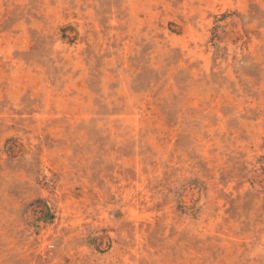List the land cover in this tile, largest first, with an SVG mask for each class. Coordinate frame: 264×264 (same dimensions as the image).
<instances>
[{"label": "rangeland", "instance_id": "1", "mask_svg": "<svg viewBox=\"0 0 264 264\" xmlns=\"http://www.w3.org/2000/svg\"><path fill=\"white\" fill-rule=\"evenodd\" d=\"M0 264H264V0H0Z\"/></svg>", "mask_w": 264, "mask_h": 264}]
</instances>
